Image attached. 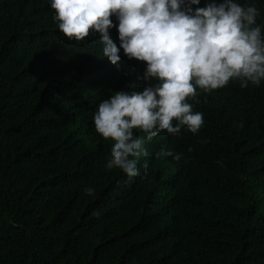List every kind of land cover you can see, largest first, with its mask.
<instances>
[{"label": "trees", "instance_id": "16d2710c", "mask_svg": "<svg viewBox=\"0 0 264 264\" xmlns=\"http://www.w3.org/2000/svg\"><path fill=\"white\" fill-rule=\"evenodd\" d=\"M237 2L264 35V0ZM54 15L50 0H0V264H264V81L197 89L199 131L146 141L129 179L106 169L93 114L142 90L146 64L117 69Z\"/></svg>", "mask_w": 264, "mask_h": 264}, {"label": "clouds", "instance_id": "9594fccd", "mask_svg": "<svg viewBox=\"0 0 264 264\" xmlns=\"http://www.w3.org/2000/svg\"><path fill=\"white\" fill-rule=\"evenodd\" d=\"M50 0L60 34L69 41L94 39L119 69L121 57L146 64L141 90H117L93 114L95 131L111 140L106 169H119L129 179L139 174L146 141L162 132L195 134L204 123L193 112L198 91L210 93L230 81L241 88L264 81V35L255 3L237 0ZM155 81V83H151ZM113 93V92H112ZM175 122V123H174ZM138 130L144 136L134 135ZM192 151L191 148L188 149ZM176 161L182 153L162 151ZM87 195L94 189L86 187Z\"/></svg>", "mask_w": 264, "mask_h": 264}, {"label": "bare ground", "instance_id": "6f19581e", "mask_svg": "<svg viewBox=\"0 0 264 264\" xmlns=\"http://www.w3.org/2000/svg\"><path fill=\"white\" fill-rule=\"evenodd\" d=\"M152 142V141H151ZM172 225V224H171Z\"/></svg>", "mask_w": 264, "mask_h": 264}]
</instances>
